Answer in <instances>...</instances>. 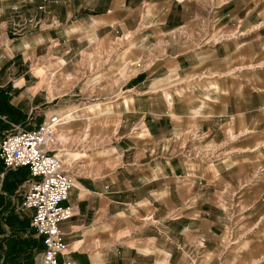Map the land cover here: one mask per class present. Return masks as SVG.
<instances>
[{"label": "crops", "instance_id": "obj_1", "mask_svg": "<svg viewBox=\"0 0 264 264\" xmlns=\"http://www.w3.org/2000/svg\"><path fill=\"white\" fill-rule=\"evenodd\" d=\"M119 38L130 46L126 59L114 60L116 73L87 66L60 95L42 87L53 64L35 69L41 81L31 79L35 60L61 59L54 66L73 74L82 52ZM262 64L264 0H0V117L33 128L36 115L78 114L58 129L65 138L58 135L57 148L74 178L64 202L74 215L60 223L68 248L59 258L247 263L242 249L222 250L227 210L217 194L242 184L249 168L257 174L258 157L240 150L209 164L191 160L180 143L189 128L219 143L226 126L240 136L258 133ZM72 152L84 153L68 158ZM11 174L18 184L31 179L25 167ZM22 218L1 226L0 264L41 262L31 211Z\"/></svg>", "mask_w": 264, "mask_h": 264}, {"label": "rangeland", "instance_id": "obj_2", "mask_svg": "<svg viewBox=\"0 0 264 264\" xmlns=\"http://www.w3.org/2000/svg\"><path fill=\"white\" fill-rule=\"evenodd\" d=\"M41 8H44V6ZM124 38L114 40V43L111 45H103L101 42H97L93 45L94 49L82 52V54L74 61L76 68L73 74L66 75L65 73H62L60 67L63 64V61L53 57L48 58L46 61H33L31 63L32 73L36 75V68L53 64V66H48L47 73H52L54 76L46 78V73H44L43 78L45 81L42 87L47 89L52 95L54 92H57L59 95L63 94L69 90L70 77L73 76L74 79V82L71 84H75L82 73L86 71L87 66L88 71L92 70L93 72L100 69L103 65L106 68H109L112 73L118 72L119 69L115 68L116 64H114V60L126 59L130 46L128 40ZM59 61H61L62 64L54 66V64ZM121 72L120 74L124 73L123 70ZM52 74H49V76ZM31 79L34 81L42 80L37 75L32 76ZM74 98L77 97L74 96ZM60 116H65V123H67L69 120L77 119L76 117H78V114H62ZM41 118H45V114L36 115L32 120H29V122H31L32 125L34 123L38 125V119ZM21 126L28 127L29 125H24L22 123ZM190 129L192 128H189L187 131ZM11 131L12 125L9 122V118L0 117V141ZM247 132L248 131H246V133ZM59 134H61V138H65L61 131ZM200 134L201 137H199L200 139L197 138V140L192 139V135L187 132L181 136L180 144L183 145L182 149H184V153H186L191 160H200L201 162L209 161V164L216 163L223 157L229 156L230 152L240 150H246L249 159L258 157L257 174L252 175L251 169L249 168L248 171L250 175L247 179L242 181V184L235 181L233 182L234 186L231 191L228 189L224 192V189H221L217 194V199L222 206V211L227 210V212H224L223 214L225 222L222 234L224 240L221 241L222 250H224L225 247L227 250H235L239 248L240 251L242 249L243 252L248 255L246 256L245 254V257L248 259V262L245 264H254L257 261L261 262L260 264H264V124L259 129L258 133L248 132L244 136L234 133L226 126V136L221 143L209 140L203 131H200ZM245 139L246 143H240V141ZM98 142L99 140H96L95 137L90 138V145H96ZM256 145H259V148L253 151L251 147ZM74 153L78 154L84 152ZM73 157L74 159L81 158H78L79 156ZM71 159L74 160L73 158ZM73 167H75L74 164ZM66 168L70 169L71 167L66 165ZM19 170L20 168L6 169L0 160V233L4 230L1 226L3 225L4 227L6 223L5 221L17 219L19 218V215L23 217L22 219H27L29 215V212L22 207L27 190V183L25 184V182H22L18 184L14 180H11L15 179V176H12L13 174L11 173H17ZM18 188L19 191L16 193L15 190ZM14 213L17 216L14 215ZM243 236H248L250 238V243H247V237L244 238V242L240 244L239 241ZM204 245V241L201 240L198 249L204 248ZM196 262L197 260H195V263L194 261H191L192 264H201L200 262ZM237 264L241 263L237 262Z\"/></svg>", "mask_w": 264, "mask_h": 264}, {"label": "built area", "instance_id": "obj_3", "mask_svg": "<svg viewBox=\"0 0 264 264\" xmlns=\"http://www.w3.org/2000/svg\"><path fill=\"white\" fill-rule=\"evenodd\" d=\"M64 123L65 116L52 114L33 128L12 124V131L0 141V160L4 167L29 170L31 179L22 207L31 211V225L43 239L39 264H72L59 258L68 248L60 223L74 215L72 207L64 204L74 187V178L57 148L58 129ZM187 133L195 140L201 137L199 130L190 129Z\"/></svg>", "mask_w": 264, "mask_h": 264}, {"label": "bare ground", "instance_id": "obj_4", "mask_svg": "<svg viewBox=\"0 0 264 264\" xmlns=\"http://www.w3.org/2000/svg\"><path fill=\"white\" fill-rule=\"evenodd\" d=\"M60 137H61V136H60ZM80 155H81V154H79V153H78V154H76V153H70V154L68 155V158H69V157H73V156H79V157H81Z\"/></svg>", "mask_w": 264, "mask_h": 264}, {"label": "trees", "instance_id": "obj_5", "mask_svg": "<svg viewBox=\"0 0 264 264\" xmlns=\"http://www.w3.org/2000/svg\"><path fill=\"white\" fill-rule=\"evenodd\" d=\"M29 171V170H28Z\"/></svg>", "mask_w": 264, "mask_h": 264}]
</instances>
